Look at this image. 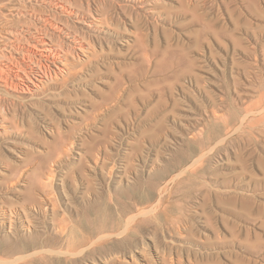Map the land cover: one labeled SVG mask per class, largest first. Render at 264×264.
I'll list each match as a JSON object with an SVG mask.
<instances>
[{
	"label": "rangeland",
	"instance_id": "1",
	"mask_svg": "<svg viewBox=\"0 0 264 264\" xmlns=\"http://www.w3.org/2000/svg\"><path fill=\"white\" fill-rule=\"evenodd\" d=\"M0 70V264H264V0H0Z\"/></svg>",
	"mask_w": 264,
	"mask_h": 264
},
{
	"label": "bare ground",
	"instance_id": "2",
	"mask_svg": "<svg viewBox=\"0 0 264 264\" xmlns=\"http://www.w3.org/2000/svg\"><path fill=\"white\" fill-rule=\"evenodd\" d=\"M49 2V1H48ZM63 8V7H62ZM5 26V25H4ZM7 27V26H6ZM5 28V27H4ZM36 29H37V27H36ZM40 30V29H39ZM8 32V31H7ZM16 36V35H15ZM24 36V35H23ZM34 36V35H33ZM16 38H17V36H16ZM33 40H34V42H32L33 40H30V44L32 45L30 48L31 49H29V47L28 48H23V47H20V48H18V50H20L21 52H22V54H23V56L25 57V59L29 56L30 58H39L38 60H39V63H40V65H42V58H51V57H53L54 59H56V60H59V61H62V59H64L63 57H64V55H65V52H64V49H65V47H64V45H61V47L60 48H56L52 43H49V42H47L45 39H43V38H39V37H33L32 38ZM74 43L76 44V45H78V47H79V49L80 50H83L84 49V46H83V42H81V41H78V40H75L74 41ZM38 44L39 45H41L42 47H43V51L41 50V52L42 53H40V56H38L37 55V53L34 51L35 49H37L38 48ZM28 45H29V43H28ZM67 56V55H66ZM13 64L14 65H18L19 66V69L18 70H16V75L20 78L19 80H21L22 81V86H20L19 84V86L17 85V84H15L16 86H14L13 88L14 89H16V91H25V92H33L35 89H38V88H40L41 86H40V84L41 85H43L45 82H46V79H49V78H51V77H53V75H55V76H57V75H59V73L60 72H64V70L63 69H61V68H58V71L56 70L55 71V74H53L52 72H50V70H48L47 72H44V74L42 75V76H39V77H37L36 79H33V78H31L30 77V73H27V71H26V79L27 80H25L24 79V77L19 73L20 72V70H21V66H22V62H21V60L20 59H18V58H16V59H13ZM31 69H32V67H31ZM41 69V68H40ZM11 71H12V69H11ZM15 71V70H14ZM30 71V70H29ZM25 72V71H24ZM11 73V72H10ZM5 74H6V72H4V71H2V70H0V79L3 81V82H5V81H7V78H5ZM38 75V74H37ZM10 77V76H9ZM36 77V76H35ZM10 79V78H9ZM8 83V82H7ZM21 83V82H20ZM9 84V83H8ZM7 84V85H8ZM14 85V84H13ZM1 100V99H0ZM163 203V202H162ZM128 224H130V223H128ZM71 241H73V240H71ZM69 242V241H68ZM71 244V243H70ZM77 245L81 248L82 246H85L86 245V243H84V241H78L77 242ZM72 246V245H71ZM68 247V246H67ZM76 248V247H75ZM74 249V248H73ZM79 249V248H78ZM75 250V249H74ZM77 250V249H76ZM80 253V252H79ZM79 253H77L79 256L81 255V253L79 254ZM3 260H1V262H2ZM12 263V262H11ZM3 264H4V262H3Z\"/></svg>",
	"mask_w": 264,
	"mask_h": 264
}]
</instances>
